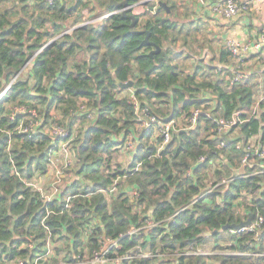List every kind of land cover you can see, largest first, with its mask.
Instances as JSON below:
<instances>
[{
	"label": "clouds",
	"instance_id": "obj_1",
	"mask_svg": "<svg viewBox=\"0 0 264 264\" xmlns=\"http://www.w3.org/2000/svg\"><path fill=\"white\" fill-rule=\"evenodd\" d=\"M165 2L173 9L170 15L160 10V0H136L130 5V15L139 19L138 27L154 30L159 58H152L153 49L141 46L124 54L100 45V59L92 62L99 40L75 29H82L110 0L98 5L94 0L67 20H56L30 6L28 15L49 16L63 27L53 31L49 23L39 31L50 36L30 40L13 36L0 47V99L12 92L0 111V133L46 137L36 146L10 139L0 153V167H6L10 177L9 200L18 191L27 192V197H20L23 207L15 212L4 205V215L13 219L25 215L27 220L22 229L12 222L0 225V264H166L173 256H183L184 264H232L236 258L215 246L213 233L222 232L227 224L245 223L253 211L246 200H235L231 206L221 203L229 177L252 169L253 175H259L264 170V0ZM15 19L9 16L3 27L9 28V21ZM197 20L208 24L206 31H189ZM31 27L24 29L25 34ZM53 43L57 48L42 55L43 46ZM60 44L68 47L59 50ZM73 44L78 47L69 52ZM10 50H22L24 55L10 61ZM176 50L184 52L182 61L173 58ZM165 56L162 67L160 59ZM38 63L46 70L37 68ZM69 72L72 87L54 92L55 81ZM254 73L259 75L253 77ZM122 84L133 87L121 91ZM144 90L176 102L157 107ZM25 95L48 101L31 103L23 99ZM54 95L61 96L62 102L52 104ZM180 97L188 108L179 103ZM176 111L178 120L172 118ZM202 111L208 120L199 119ZM18 114L26 119L11 128ZM166 118L170 122L164 123ZM153 124L156 131L148 143L155 150L145 156L139 151L145 143L141 137ZM196 129L201 134L194 137ZM185 131L188 140L181 135ZM93 137L99 138L96 144L119 150L101 162L93 151ZM227 142L233 143L234 150H222ZM202 165L207 174L197 172ZM97 167L99 171L90 174L88 170ZM133 176L138 179L132 183L125 179ZM96 182L104 184V189L84 196V187ZM77 185L81 190L73 194ZM209 189L220 193L209 210L219 209L223 214L214 217L206 233L199 232V225L191 237L171 232L169 224L175 217L160 216L165 210L161 205L175 206L172 197L180 191L184 193L180 207L191 208ZM38 216L41 219L33 227ZM124 219L128 224L121 228ZM153 225L163 230L155 240L149 230ZM255 228L257 236L264 232L261 224ZM133 233H142V239L130 247L119 244ZM21 239L29 243H13ZM169 241L178 242L175 253L170 254ZM109 243L122 249L111 260L104 258ZM9 255L14 258L8 260Z\"/></svg>",
	"mask_w": 264,
	"mask_h": 264
},
{
	"label": "trees",
	"instance_id": "obj_2",
	"mask_svg": "<svg viewBox=\"0 0 264 264\" xmlns=\"http://www.w3.org/2000/svg\"><path fill=\"white\" fill-rule=\"evenodd\" d=\"M72 0H55L54 3L49 4L45 0H0V47H2L5 43H8L10 41V38L15 36L17 39H33L37 38L39 39L42 35H51V33H41L39 31L40 28H42L44 25L51 23L53 31H59L63 25L58 24L55 22V20H52L49 18V16L41 15H28V9L30 6L35 5L42 13H48L51 16L55 17L56 20H67L71 15L75 14L77 11H81L85 4L81 0H77L75 5H69V2ZM98 4L102 2V0H95ZM112 1H115L117 3H120V0H110V3ZM129 5L136 2V0H127ZM164 1V0H162ZM108 4V5H109ZM167 6H169L168 3L165 2ZM5 5H9V8H6ZM170 13L173 11V9L169 6ZM120 9L118 7L109 8L108 10L104 9V13H114L115 11H119ZM160 10L162 12L167 13L166 9L160 7ZM9 16H15L16 19L14 21H9L10 27L5 29L3 27L4 22L8 20ZM138 19V17H137ZM31 24L32 27L27 31L25 34L24 29ZM132 21L126 16H123L121 12H117L113 15H111L109 18L104 20V23H102L100 26H94L92 24H86L82 29H75L76 31H85L90 32L93 34L97 40H99V44L96 45L97 48V54H93L91 57V60L93 63H95L97 60L100 59V56L98 55V49L100 45H107V47L113 52V53H124L127 54V52L131 51L133 48L137 46L145 47L148 49H154L153 44L156 43L155 40V33L154 30H141L139 25V19L136 23V26L134 29L131 28ZM171 27V26H170ZM149 33V42L146 41V33ZM65 33V32H64ZM65 36H68V34H64ZM153 43V44H152ZM20 49L23 48V45L20 44ZM44 47V46H43ZM68 47L67 44H60L59 50H63L64 48ZM77 45L73 44L71 48H69V52H72ZM57 48V44L53 43L44 48V51L42 55L47 56L49 55L53 49ZM24 52L22 50H10V56L9 60H14L17 57H23ZM173 57L175 60L178 59L182 61L185 58V55L182 53L175 52ZM160 55H155L152 58H159ZM32 57H29L31 59ZM180 58V59H179ZM166 62L164 61L161 66ZM37 68L41 69L42 71L46 70L45 65L42 63H38L36 65ZM18 74V73H17ZM75 79H79V76L75 77ZM249 80L254 83V80L252 78H249ZM72 81L73 76L71 72L62 75V78L57 79L55 81V84L53 86L54 92L62 91L67 88L72 87ZM223 83V81H221ZM121 91H126V89H122ZM140 92H137L136 95H140ZM144 94L153 99V103L155 106L159 107L165 104L175 103L176 101H169L166 97H159L156 96L155 93H153L151 90H144ZM19 95V93H17ZM12 96V92L9 91L6 94H4L3 99H0V111H3V105L7 103L8 99ZM23 99L27 100L31 103H39V104H46L48 101V98H41L38 96H32V95H25ZM81 99H84L85 103L88 101L84 96L81 97ZM58 101L62 102V97L59 95H54V97L51 99V103L55 104ZM179 103H183L184 108H188L189 105L183 101V97H180ZM50 108V105H49ZM171 111H175V109H172ZM172 118H179V112H175V116ZM26 116L22 114H18L16 116V119L13 123H11L10 127L15 128L17 124H19L20 121L25 120ZM200 120H208L205 117H201ZM210 122V121H209ZM200 129H196L192 132V136H199ZM181 135L185 138V140L189 139V132H182ZM10 139H17L24 141L25 144L29 146H36L39 145L42 140L46 139V137H42L39 133L35 135H29V134H21L17 135L15 137H8L0 133V153H3L4 149L7 148L9 140ZM98 137H93L92 141L94 144H96ZM226 148L222 149L223 151L228 150H234V145L232 142L226 143ZM118 148H113L111 146L104 147L100 144H96V147L93 149L96 153H98L97 159L101 162L104 160H107L109 156L117 152ZM155 149H152V147H149L147 150V153H145V156H148L147 154H150ZM83 151H87V148L83 149ZM254 158V157H253ZM252 158V159H253ZM42 159V158H41ZM31 167L32 165L29 164V176L31 173ZM207 168L202 165L199 169H197V172H203L204 174H207L206 172ZM90 174H96L99 171V167L89 169L88 170ZM252 171H255V169H252L251 171L245 172V174L239 175L234 177L230 184L229 188H225L224 195L222 197L221 203H226L229 206L232 205V202L235 200H242V201H248L253 211H250L248 214L253 215V221L257 219V217L261 216L264 218V184H261V181L264 180V173L260 172L259 175H253ZM23 174V173H22ZM129 183L134 182L138 177H131L125 178ZM10 183V177L9 172L6 167H0V225L12 222L14 223L15 227L17 229H22L24 227L25 221L27 220V216L21 215L19 218L13 219V216L11 215H4L5 208L4 205L8 204L12 211L15 212L16 210L20 209L24 205V200L20 199V197H27V192L24 191H18L14 196H12L11 200L8 198V191L7 188ZM105 187L104 184L100 182H96L94 186H85L83 189L82 194H91V196H94L99 189H103ZM20 188H23V185H20ZM77 189H80V186H76ZM194 191H199V189H196L195 186H193ZM75 191V190H74ZM92 192V193H89ZM69 193H65V196H67ZM220 194L219 191H215L210 194L208 197V202H197L192 205L191 208H181L180 203L183 201L184 193L177 191L174 193L172 199L177 201L176 205H161V207L165 208L164 211L160 212V216H175V220L169 224V228L171 232L176 233L178 236L182 235H188L191 237L192 230H195L197 228V225H199V232L200 233H206L209 227L210 223H215L214 217L216 215H222L223 213L217 209L215 212L209 210L208 205H210L215 199L216 196ZM101 199H103L101 197ZM49 207H53L52 205H49ZM103 207H107V204H104ZM197 212H199V215H197ZM83 213H77V215H82ZM41 219L40 216L36 217L33 221V227L37 226L39 223V220ZM128 224V220L124 219L120 221V227L123 228ZM227 225H236V224H227ZM226 226V225H225ZM224 226V227H225ZM264 227V223H263ZM69 231L72 230L71 226H69ZM151 235L153 240L158 237L161 232L163 231L159 226L151 227L150 229ZM112 232V226L109 225V235H111ZM143 234L139 233L136 236H134L133 239H125L124 243L126 247H130L139 240L142 239ZM213 236L215 237V244L216 247L220 248V243L227 238L231 245L224 247L225 249L230 250L234 254H231L229 256H235L236 258L232 261V264H264V256L262 254L264 253V232L261 233L258 240L255 238V233L250 232H242V233H232L230 230H223L222 232H214ZM164 239L167 240L168 237L164 236ZM14 244H22V243H29V241L21 239L19 241H13ZM80 243V241H77V244ZM178 242H172L169 241V247H170V254L175 253L177 248ZM183 246V245H181ZM238 249V251H236ZM242 252V253H248L250 256H239L235 253ZM14 258L13 255L8 256V260H12ZM166 264H184V257H175L173 256L170 258ZM220 264H223V261L220 262Z\"/></svg>",
	"mask_w": 264,
	"mask_h": 264
},
{
	"label": "built area",
	"instance_id": "obj_3",
	"mask_svg": "<svg viewBox=\"0 0 264 264\" xmlns=\"http://www.w3.org/2000/svg\"><path fill=\"white\" fill-rule=\"evenodd\" d=\"M47 3H49V4H52V3H54V1L55 0H45ZM160 1H162V0H160ZM220 2H221V4H226L227 2H228V0H220ZM215 3V2H214ZM130 8V13L132 12V8H131V6L129 7ZM117 12H121L120 10L119 11H115L114 12V14L115 13H117ZM111 15H113L112 13H106L105 12V15H103L102 17H100L99 18V20H102V21H104L105 19H107V18H109ZM64 34H66V32L64 33ZM68 34V33H67ZM46 47V46H45ZM32 59V58H31ZM27 66V65H26ZM22 115H24V114H22ZM28 115H30V114H28ZM201 117H205L206 119H209L208 118V116L206 115V113H204L203 111L201 112V114H200V116H199V119L201 118ZM16 119V118H15ZM174 119V118H173ZM175 119H179V118H175ZM168 122H170L169 121V119H165L164 120V123H168ZM155 131H156V125L155 124H153L150 128H148L147 130H144V132H143V135H142V137H141V139L142 140H144L145 141V143L144 144H142V145H140V148H139V151H141L142 153H147V150L149 149V147H152V149H154L153 148V146L150 144V143H148V141H150L151 139H152V137H153V135H154V133H155ZM185 132H187V131H185ZM30 135V134H29ZM226 143H224V147H223V149L224 148H226ZM152 153V152H151ZM151 153L150 154H147V155H151ZM254 156H250L249 158L250 159H252ZM199 169V168H198ZM206 172H207V170H206ZM261 172H263L264 173V170H261ZM242 174H245V173H242ZM242 174H240V175H242ZM233 179V177H230L229 178V181L231 182V180ZM104 189V188H103ZM80 190L81 189H78L77 191H74L73 192V194H75V192H80ZM100 190H102V189H99L97 192H99ZM215 191H219V190H217V189H209V190H207V191H205V192H202L201 193V196L197 199V201L195 202V203H197V202H208V197L210 196V194L211 193H213V192H215ZM224 191H225V189H224ZM89 193H92V192H89ZM65 195V194H64ZM84 196H91V194H89V195H87V194H83ZM194 203V204H195ZM52 206L54 207L55 205L54 204H52ZM174 217L176 216V215H173ZM172 217V216H171ZM262 221H264V218L263 217H261V216H259V217H257V219L256 220H254V221H252V224L249 226V227H245V228H242V229H240V230H231V232L232 233H242V232H250V233H255V238L258 240V238L260 237V235H261V233L262 232H260V234L257 236V229L255 228V225L256 224H261V227H263V223H261ZM151 227H156V225H153V226H151ZM150 227V228H151ZM137 234H139V233H133L132 235H131V238H129V236L128 235H125L124 236V238H123V240H121L120 242H119V244L121 245V246H123V247H126V245H125V243H124V240L125 239H133L134 238V236H136ZM93 243H95V240L93 241ZM80 246V243H78L77 244V247H79ZM122 249L121 248H118L117 247V245H114V244H107L106 245V252H105V257L104 258H106V259H108V260H111V259H113L116 255H117V253L119 252V251H121ZM235 254H237V255H239V256H250V254H248V253H242V252H237V253H235ZM262 256H264V253L262 254ZM81 259H83V257H81ZM72 264H78V262H76V261H73L72 262ZM125 264H126V262H125Z\"/></svg>",
	"mask_w": 264,
	"mask_h": 264
},
{
	"label": "water",
	"instance_id": "obj_4",
	"mask_svg": "<svg viewBox=\"0 0 264 264\" xmlns=\"http://www.w3.org/2000/svg\"><path fill=\"white\" fill-rule=\"evenodd\" d=\"M113 7H118L123 16H126L129 19H131V21H132L131 28L134 29L138 19H137V17L130 15V8H129L130 5H129L128 1L125 0V2H123V3H121V2L117 3L115 1H112L111 4H109L107 6L106 10H108L109 8H113ZM160 7L166 9L168 14L170 13L169 7L164 2L160 1ZM112 14H114V13H112ZM145 39L147 42H149V33L148 32L146 33ZM49 45H47V46H49ZM46 47L44 46V48H46ZM153 47H154V49H153L152 57H154L155 55H159L160 51H161L159 48L155 47V44H153ZM29 61H31V59H29ZM164 61L165 62L167 61V56H165L163 59H160V64H162ZM17 75H19V73ZM121 87H122V89H130L133 87V85L128 84L127 86H125L122 84ZM252 221H253V215L251 214V215H249L248 220L245 223H241L239 225H226L225 227H223V230H230V231L231 230H240L242 228L249 227L252 224Z\"/></svg>",
	"mask_w": 264,
	"mask_h": 264
},
{
	"label": "rangeland",
	"instance_id": "obj_5",
	"mask_svg": "<svg viewBox=\"0 0 264 264\" xmlns=\"http://www.w3.org/2000/svg\"><path fill=\"white\" fill-rule=\"evenodd\" d=\"M76 1L77 0H72V1H70L69 2V5H75V3H76ZM82 2H83V4H85V6L83 7V9H86V8H88V5L89 4H92L93 2H94V0H81ZM165 1V0H164ZM95 3L98 5V3L95 1ZM95 9H92V11H94ZM81 11H77L75 14H79ZM172 12V11H171ZM75 14H73V15H75ZM171 13H169V15H170ZM73 15H71V16H73ZM103 15H105V13H104V11H101L100 13H98L88 24H92V25H94V26H100L102 23H104V21H102V20H99V18L100 17H102ZM70 16V17H71ZM200 20H197L196 22H195V25H196V30L194 31V32H196V33H198V32H200V31H203V29H202V25H200ZM207 30V29H206ZM66 33H68V31H65ZM176 52H181V50H176ZM173 57H175L174 55H173ZM177 61H180V60H178V59H176ZM253 75V77H255V74H252ZM254 80V79H253ZM255 81L256 80H254V83H255ZM77 187H78V185H77ZM78 189L75 187V191H77ZM230 243V241L227 239V238H225V240L223 241V243L221 242L220 243V248L222 247L224 250H225V254H227V255H231V254H234L233 252H231L230 250H228V249H225L224 247H226V246H229V245H231V244H229ZM215 246H217L216 244H215ZM217 248H219V247H217Z\"/></svg>",
	"mask_w": 264,
	"mask_h": 264
},
{
	"label": "crops",
	"instance_id": "obj_6",
	"mask_svg": "<svg viewBox=\"0 0 264 264\" xmlns=\"http://www.w3.org/2000/svg\"><path fill=\"white\" fill-rule=\"evenodd\" d=\"M162 2H164L165 3V1H162ZM213 2H216V0H213ZM167 5V4H166ZM169 7V6H168ZM170 9V8H169ZM196 22V21H195ZM195 22L193 23V25H190L189 26V31H195L196 30V25H195ZM200 25H202V29H203V31H206V29L208 28V24L205 22V21H202V20H200ZM183 30V29H182ZM238 39V38H237ZM178 53H182L183 55H185L184 54V52L183 51H181V52H178ZM190 58V57H189ZM180 59V58H179ZM255 74V76H257V75H259V74H256V73H254ZM249 78H252V77H249ZM255 83H257V81H255ZM127 90V89H126ZM230 178V177H229Z\"/></svg>",
	"mask_w": 264,
	"mask_h": 264
},
{
	"label": "flooded vegetation",
	"instance_id": "obj_7",
	"mask_svg": "<svg viewBox=\"0 0 264 264\" xmlns=\"http://www.w3.org/2000/svg\"><path fill=\"white\" fill-rule=\"evenodd\" d=\"M160 55V54H159Z\"/></svg>",
	"mask_w": 264,
	"mask_h": 264
}]
</instances>
